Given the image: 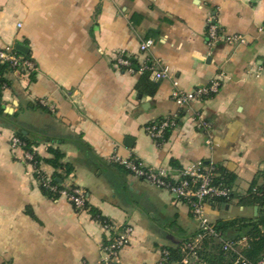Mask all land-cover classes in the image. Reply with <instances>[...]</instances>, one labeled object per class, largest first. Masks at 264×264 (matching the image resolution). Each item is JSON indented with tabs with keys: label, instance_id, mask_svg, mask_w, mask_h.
I'll return each mask as SVG.
<instances>
[{
	"label": "crops",
	"instance_id": "crops-1",
	"mask_svg": "<svg viewBox=\"0 0 264 264\" xmlns=\"http://www.w3.org/2000/svg\"><path fill=\"white\" fill-rule=\"evenodd\" d=\"M213 13L224 37L240 36L245 44L209 46L206 20ZM263 26L264 0H0V50L23 46L35 66L29 76L4 75L0 264H97L108 232L90 209L115 230L133 228L115 264H157L163 250L197 234L186 205L112 156L168 174L211 162L233 176L236 197L205 206L211 223L255 218L258 208L237 198L263 182ZM148 39L153 46L140 52ZM119 54L146 70L123 71L115 64ZM162 66L171 75L156 82L152 71ZM215 78L221 88L203 102L179 109L171 100L175 89L191 92ZM196 114L206 132L195 128ZM169 117L176 125L157 146L144 128ZM18 132L41 159H52L49 149L63 155L70 174L45 163L41 171L60 176L65 189L83 190L88 210L41 192L22 151L10 146ZM208 136L213 147L205 144Z\"/></svg>",
	"mask_w": 264,
	"mask_h": 264
},
{
	"label": "built area",
	"instance_id": "built-area-1",
	"mask_svg": "<svg viewBox=\"0 0 264 264\" xmlns=\"http://www.w3.org/2000/svg\"><path fill=\"white\" fill-rule=\"evenodd\" d=\"M206 29L209 46L220 41L231 45L236 43L238 45L245 44L244 38L240 36L224 37L216 22V15L214 13L207 18ZM261 30L264 31V26ZM152 46L153 41L148 39L140 44L139 50L145 53ZM115 64L119 68L132 71L129 59L122 54L117 56ZM3 66H7L12 73L26 76H29L35 70L32 61L25 59L23 54L10 46L0 50V68ZM145 70V68H142L138 72ZM170 75V70L163 66L152 71V78L156 82L167 80ZM1 79H3V75L0 74V90L3 93L7 89V86L1 83ZM173 85L176 88L177 84L173 83ZM220 88L221 79L215 78L207 87L191 92L175 89L171 94V100L179 109H184L193 102H203L208 97L217 94ZM40 105L48 107V104L44 100L40 101ZM193 122L197 130L207 131L208 126L200 120L199 114L194 116ZM175 125V118L169 117L148 124L144 130L157 146H161L164 143L165 133L174 128ZM205 144L210 147L214 146L209 136L206 138ZM10 146L13 149L22 151L23 163L31 168V175L34 178L36 175L40 177L38 180L35 179L39 188L45 190L52 200L64 197L75 211L88 210L86 207V193L83 190L77 187L59 189L53 184V178L41 171L42 163L35 160L37 154L33 147L30 151L25 150L24 143L16 136L11 138ZM111 162L154 188L167 191L175 202L182 203L188 207L191 216L199 226L197 234L181 245V258L178 262L168 263L169 253L162 251L160 261L157 264H207L202 258L201 252L205 241L210 238L219 240L222 245V251L230 257L232 264H264V255L254 263L249 262L244 257L243 250L247 247L246 238L237 241L221 240L205 213V206L208 203L218 204L221 200L229 201L233 195V189L225 187L221 182L215 184V181L220 178V174L213 163L198 161L176 174H168L162 170L148 168L135 158L122 160L116 156H112ZM102 226L108 234L107 239L101 245L100 259L97 264H115L120 252L130 244L133 228L131 226H124L120 230H115L109 223H103Z\"/></svg>",
	"mask_w": 264,
	"mask_h": 264
},
{
	"label": "trees",
	"instance_id": "trees-1",
	"mask_svg": "<svg viewBox=\"0 0 264 264\" xmlns=\"http://www.w3.org/2000/svg\"><path fill=\"white\" fill-rule=\"evenodd\" d=\"M25 59L29 60L28 55H23ZM130 61V60H129ZM131 63V70L138 72L139 67L135 65L133 61ZM123 69L125 71L126 69ZM7 72H11L7 66H3L0 68V74L3 75V79H1V83L6 84L8 87L7 81L4 79V75ZM143 77H148L149 73L144 72ZM2 99V91L0 90V103ZM0 112L2 113V109L0 108ZM169 131L165 133L164 141L166 140V136ZM16 137L19 138L25 145L24 149L30 151L33 144L27 138V136L23 135L22 132L16 133ZM49 154L52 156V159L43 160L40 157L36 156L35 160L39 163H45L50 165L53 169H63L66 174H70L71 168L69 166L61 164V160L63 155L58 150L49 149ZM120 167V166H119ZM122 168V167H120ZM217 168V166H216ZM125 170V169H124ZM126 171V170H125ZM217 171L220 174V178L215 181V184L218 182L223 183V185L227 188L232 189L234 178L227 172L222 171L217 168ZM128 172V171H127ZM259 177L263 179L262 185L260 187H252L245 197H238V204L240 206L252 205L258 208L257 216L250 220L245 219H232L227 221H217L213 224L214 230L219 234L221 240L227 241H237L242 238L247 239V247L243 250L244 257L249 262H256L264 255V171L259 174ZM39 176H35V179H39ZM53 184L57 186L59 189H63L62 184H59L56 181V178L62 180V178L58 175H53ZM41 192L47 197H51L45 190L41 189ZM236 197L233 194L229 201L221 200L218 203H228L234 200ZM86 207L89 209L88 204ZM94 218L103 223H108L104 218L98 214V212L89 210ZM181 247V246H180ZM180 247L174 249H167L163 251H167L169 253L167 262H178L181 258ZM202 258L206 261L207 264H232V261L228 255H226L222 251V245L218 239L210 238L205 241L203 250L201 252Z\"/></svg>",
	"mask_w": 264,
	"mask_h": 264
},
{
	"label": "water",
	"instance_id": "water-1",
	"mask_svg": "<svg viewBox=\"0 0 264 264\" xmlns=\"http://www.w3.org/2000/svg\"><path fill=\"white\" fill-rule=\"evenodd\" d=\"M15 49L25 55L28 54V50L26 48H24L23 46H20V45H16L15 46Z\"/></svg>",
	"mask_w": 264,
	"mask_h": 264
}]
</instances>
